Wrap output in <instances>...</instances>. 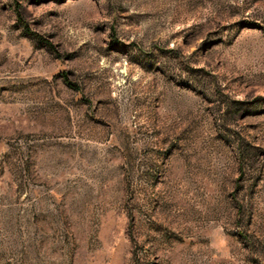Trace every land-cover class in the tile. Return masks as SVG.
I'll use <instances>...</instances> for the list:
<instances>
[{"label":"rangeland","instance_id":"obj_1","mask_svg":"<svg viewBox=\"0 0 264 264\" xmlns=\"http://www.w3.org/2000/svg\"><path fill=\"white\" fill-rule=\"evenodd\" d=\"M0 264H264V0H0Z\"/></svg>","mask_w":264,"mask_h":264},{"label":"trees","instance_id":"obj_2","mask_svg":"<svg viewBox=\"0 0 264 264\" xmlns=\"http://www.w3.org/2000/svg\"><path fill=\"white\" fill-rule=\"evenodd\" d=\"M31 35H34L33 33H30ZM68 82V81H67ZM68 84H70V83H68Z\"/></svg>","mask_w":264,"mask_h":264}]
</instances>
